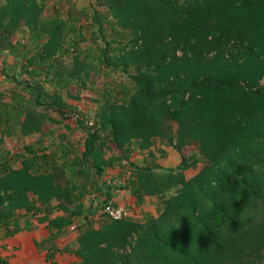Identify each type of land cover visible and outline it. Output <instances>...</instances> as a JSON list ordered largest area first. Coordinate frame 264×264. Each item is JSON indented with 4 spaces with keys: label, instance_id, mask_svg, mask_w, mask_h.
<instances>
[{
    "label": "trees",
    "instance_id": "trees-1",
    "mask_svg": "<svg viewBox=\"0 0 264 264\" xmlns=\"http://www.w3.org/2000/svg\"><path fill=\"white\" fill-rule=\"evenodd\" d=\"M49 1L0 0V43L24 28L37 48L23 59L22 79L8 100H0V127L6 116L22 136L54 134L49 108H72L66 98H75L72 88L89 87L101 71L126 73L132 86H124L119 100H103L82 154L61 135L58 150L28 145L20 167L3 166L5 237L23 229L21 217L72 195L79 173L101 176L126 160L135 171L125 188L138 204L157 197L160 212L80 228L78 246L62 249L78 257L73 264H264V0H96L109 12L92 15L91 38L101 34L105 41L98 50L82 47L81 15L45 19ZM106 23L116 38L108 39ZM122 31L129 33L126 43ZM71 53L72 64L59 65ZM45 71L47 82L37 80ZM158 138L178 152L179 167L164 172L133 161L136 151L155 157ZM198 155L208 164L188 178L185 170ZM81 209L55 216L47 227H69Z\"/></svg>",
    "mask_w": 264,
    "mask_h": 264
},
{
    "label": "rangeland",
    "instance_id": "rangeland-1",
    "mask_svg": "<svg viewBox=\"0 0 264 264\" xmlns=\"http://www.w3.org/2000/svg\"><path fill=\"white\" fill-rule=\"evenodd\" d=\"M64 1V0H63ZM78 0L75 2L72 0L70 4L67 5L65 2L62 6V4H59V7L57 8L60 10L61 14H66L68 12L67 10H71L73 8H78L76 6ZM82 6L85 4L84 7H79L76 9L77 11L70 12L68 14H78L83 12V18L82 22L84 24V32H85V39L82 41V47L84 49L93 48V50H98L100 46H105V41L103 38H101V34L97 36V38H91V30L93 28H97V24L93 23L92 15L95 12V10H100L105 15L109 16L108 10L101 4L98 3L96 0H93L88 4L87 1H81ZM75 4V6L73 5ZM74 6V7H73ZM66 10V11H64ZM57 10L54 6V0H50L48 3V7L43 15L45 19H49L52 16L56 14ZM65 12V13H64ZM110 18V17H109ZM105 27L107 28V36L108 39L116 38L117 35L112 33L110 27L107 26V23L105 24ZM21 35L20 39L24 40L25 44H28V46L23 45L24 47V58L30 56L32 53H34L37 48L35 44L30 43V40L28 39L29 31L24 29L21 33H19V36ZM121 39L124 40V43H126L129 40V33L122 31L120 35ZM94 39V41H93ZM22 44V43H21ZM116 49L120 47L118 43H115ZM76 52V51H74ZM72 57L73 53H71L69 56H65L59 60V65L62 66H70L72 64ZM20 60V58H19ZM22 62V60H21ZM53 72L50 74L52 75ZM131 73H134V69L131 70ZM18 75L21 76V73L18 72ZM48 75L46 74V71L39 76V79L41 82L47 80ZM94 83H89V87L82 89L75 85L73 87V95L75 98H69L68 101L69 104L72 105V108L67 107L63 112L60 111V109L56 107L49 108V117L52 120V125L56 128L58 134L60 136L63 134L61 132V128L58 127L64 126L65 124H70L73 129L72 134L75 132L76 136L70 137L71 142L74 145L75 149V155L82 154L84 149V138L87 132L86 128H93L94 130L98 127L97 122V113L104 107L103 100L107 98L108 96L114 97V99H120L123 94L124 86H132V83L130 81L129 75L126 73L118 72V71H101L98 75H96L94 78ZM47 82V81H46ZM15 85V83H13ZM13 85V86H14ZM65 95L68 93L67 90L64 91ZM82 114L81 121H79V116ZM65 123V124H64ZM64 124V125H63ZM16 128V127H15ZM79 129L80 132H78ZM17 129V128H16ZM167 129L170 133H174L177 129V125L171 122L170 120L167 123ZM0 134H4L7 136L8 142L10 143L9 147L3 151L0 152V174L3 171V166L5 164L12 165L14 167H20L21 161H22V153L26 150V147L28 145H32L36 150H44V148H48L49 150L56 151L59 148L60 141H56V138L53 139V134L46 135V136H36V137H26L22 136V134L17 130L13 131H0ZM55 133V132H54ZM81 133V134H80ZM60 138V137H59ZM61 139V138H60ZM160 140V139H159ZM160 141H163L162 139ZM165 143H169L168 140ZM161 144V142L157 143L156 141V153L154 156H148V163L151 165H155L158 167L159 171H167L172 168H177L180 165V158L178 152L173 148L172 150L167 151L164 149L161 150L162 147H158ZM171 146V145H169ZM110 154H112L110 152ZM137 156H142L139 151H136L135 153ZM196 154L195 151H191L189 155ZM198 162L189 168L185 170V174L188 178L193 177L194 175L198 174L207 164L208 159L204 156L198 155ZM109 167L106 169L103 175L98 176L95 172H90L88 175H83L82 173H79L77 176L73 177V182L79 184V188L76 190H80L81 192L78 193L79 197L83 200L76 202L75 208L78 210L82 208L83 214L80 218H76L75 221L71 224L69 232L71 234L80 232V228L82 230L97 227L105 222L110 221V219L103 213V207L106 203L105 200V193L106 192H112L117 189H123L125 188V185L128 184V180L130 178V175L134 173V168L126 161H116L114 168ZM71 177L70 174H68V178ZM58 180L65 183V180L67 179L64 174H60L57 178ZM124 186V187H121ZM126 189L130 190V187ZM111 190V191H109ZM75 191V192H76ZM74 192V193H75ZM112 199V198H110ZM135 201L133 202L132 213L131 216L139 221L145 220L147 216H156L160 212L162 208V204L160 200L157 197L154 196H146L144 201L140 204L137 203V198L135 196ZM110 201V200H108ZM107 201V202H108ZM113 203V200H111ZM87 203V204H86ZM138 204V205H137ZM86 205V206H85ZM73 211L72 209H67L65 212L66 214L71 213ZM35 214V213H33ZM27 221L25 220L27 217ZM40 216L33 217L32 214L26 215L24 217H21L22 225H24L23 229L19 231L18 234L22 231L28 230L30 227V223L32 228H38V225L33 223L32 219L36 218L39 219ZM47 221V220H46ZM24 222V223H23ZM55 228V227H54ZM56 229V228H55ZM54 229V230H55ZM52 233L51 239L48 240L47 244L49 247L48 252H56L55 258L53 260L48 259L47 260H38L36 259L34 261H28L25 260L23 263L20 260L16 259V256L12 254V250L15 247L14 242L8 238L5 237V229L4 227H0V250H7L3 253V258L7 260L6 264H54V262L58 264H73L74 258H71L70 256H66L60 248L55 244L53 240H55L58 235L56 236V233H53V229L51 228ZM43 232V231H41ZM60 234L61 233H57ZM48 234V236H50ZM68 236H65L67 238ZM76 242V241H74ZM10 247V249L8 248ZM15 250V249H14ZM47 252H44L45 254ZM48 254V253H47ZM23 261V260H22Z\"/></svg>",
    "mask_w": 264,
    "mask_h": 264
},
{
    "label": "crops",
    "instance_id": "crops-1",
    "mask_svg": "<svg viewBox=\"0 0 264 264\" xmlns=\"http://www.w3.org/2000/svg\"><path fill=\"white\" fill-rule=\"evenodd\" d=\"M71 1L72 0H64V1L63 0H54V6H55V9L57 10L55 15L60 16V17H67L69 15H72V14H68V13L77 11L76 9H78L79 7L85 6V4L83 6L81 5L82 0H78L76 3V6L78 8H73L71 10H67L68 12H66V14H61L60 10L57 9L59 7V4L61 3L63 6V4L66 2L68 5V4H70ZM73 1L75 2L76 0H73ZM83 1H87L89 4L93 0H83ZM73 5L75 6V4H73ZM64 11H66V10H64ZM78 14L81 15L83 18V12L82 13L80 12ZM22 30H24V28L17 30V34H16V37L14 39L10 40L9 38H6V39L2 40V42L0 43V100H2V101L8 100V94H9L8 91H10V89L13 87V85H14L13 83H15V85H16L15 80H21L22 79V77L18 75V72L21 73L20 67H21L23 59H24V48H23L24 46L23 45L25 43H24L23 39H20L21 35L19 36V33H21ZM19 58H20V60H19ZM21 60H22V62H21ZM4 93H5V95H3ZM3 96L5 97L4 99H3ZM0 105H1V103H0ZM4 124H6V126L1 125V127H0L1 131H13V130L18 129L17 127H16L17 129L15 128V125H16L15 121L14 120L9 121L6 116H5ZM52 127L54 128V131H55V133L53 134L54 135L53 139L56 138L57 142L61 141L60 134H58L56 128L53 125H52ZM71 127L72 126L70 124H65L64 126L58 127L59 129L61 128V131H64L61 133H63L62 135H66V139L69 142H71V140H70L71 135L76 136L75 132H77V131H74V133L72 134L74 128H71ZM76 130H78V132H80L78 128ZM102 133L105 136L111 135V131L109 129H106V128H103ZM29 136L32 138V137L42 136V135L36 134V135H29ZM29 136H26V137H29ZM44 136H46V135H44ZM4 139H5V149H6L7 146L9 147L10 143L8 142L7 136L4 135ZM159 139L160 138L156 139L157 143L161 142V144L158 147H162V148L166 149L167 151L173 149V146H169V143L166 144L165 143L166 141H164L163 139H162L163 141H160L161 139L160 140ZM84 140H85V138H84ZM155 152H156V150H155ZM133 161L135 163L143 165V164H145V162L148 163V157L146 155H142L141 157L135 155V158H133ZM111 169H113V168H111ZM59 183H63V182L59 180ZM80 192L81 191L78 190L75 193H73L72 195H64L60 199L54 200L53 203H50V204L44 206L42 208V210L38 211L37 213H35V214L32 213L33 217L41 215V217L39 219H36V218L32 219L33 223L38 225V228L37 227L36 228L35 227L30 228L29 227L28 230L22 231V232H20V234H18L19 233L18 232L15 235L8 238V239L11 238V240L14 242V245L16 248H14L15 250L14 249L12 250V254L16 256L17 260H20L22 263L25 260H28L29 262L30 261L35 262V260L38 258H39L38 260H41V261H43L44 259L48 261V259H49L48 255L50 254V252H48L49 247H48L47 242H48V240L51 239L50 234L52 233V230L47 227L49 224V220L53 219L57 215H67L65 213V211L67 209H73L75 207L74 205H76V202L83 200L82 198L79 197L78 193H80ZM107 193L108 192H106L104 194L105 198L107 197V195H106ZM111 196H112L111 200H113L114 205L126 206L129 208L130 212H132V210H134V208H132V206L134 204L133 202L135 201V199H134L135 195H133L131 189L129 190V189L123 188V189L114 190V191H112ZM131 214L132 213H130V215ZM27 218H29V216ZM131 218H133V217L131 216ZM31 224L32 223H30V226H31ZM22 226L24 227V225H22ZM69 227L73 228V227H71V225ZM69 227L63 228V229H57V228L55 229L54 227L52 228L53 233L54 234L56 233V236L58 235V237L53 241L58 246V248H60L61 251H63L62 250L63 247L76 248L78 246V243H77V234L78 233L71 234L69 232L70 231ZM41 231H43V232H41ZM57 233H61V235L57 234ZM48 234L50 236H48ZM65 236H68V237L65 238ZM74 241H76V242H74ZM8 248L10 249V247H8ZM6 251L0 250L2 255ZM44 252H47L48 254L47 253L43 254ZM63 253L66 256L68 255L71 258H74L73 261L78 259V257L73 253H70V252H63Z\"/></svg>",
    "mask_w": 264,
    "mask_h": 264
},
{
    "label": "built area",
    "instance_id": "built-area-1",
    "mask_svg": "<svg viewBox=\"0 0 264 264\" xmlns=\"http://www.w3.org/2000/svg\"><path fill=\"white\" fill-rule=\"evenodd\" d=\"M79 118H82V114H80ZM103 213L110 220H120L124 218H128L130 216V210L126 206L114 205L111 201H108L104 204Z\"/></svg>",
    "mask_w": 264,
    "mask_h": 264
}]
</instances>
